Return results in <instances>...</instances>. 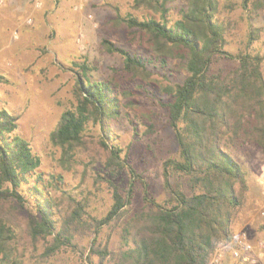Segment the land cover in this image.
<instances>
[{
	"label": "trees",
	"instance_id": "obj_1",
	"mask_svg": "<svg viewBox=\"0 0 264 264\" xmlns=\"http://www.w3.org/2000/svg\"><path fill=\"white\" fill-rule=\"evenodd\" d=\"M173 1L136 0L139 6L155 9L161 19L129 16L125 20L130 27L152 37L155 62L161 68L167 67L166 48L184 52L187 78L163 89L171 98L164 106L169 110L179 150L177 159L163 163L167 193L164 201L150 196L148 185L130 163V149L109 143L113 137L110 121L120 115L119 100L110 83L91 81L87 64L77 72L78 106L63 113L51 141L62 148L61 162L70 163L72 151L83 144L88 125L92 121L100 124L99 145L106 156L104 176L99 175L96 181L105 180L112 194V204L105 215L87 214L89 198L79 201L68 197L73 207L62 214L59 228L56 199L47 196L46 188L41 186V157L29 141L15 135L21 116L0 110V209L6 204L24 207L22 187L35 180L33 189L40 219L29 218L27 229L33 241L46 242L44 256H52L62 248L76 250L72 241L75 232L83 229L95 235L86 264H209L217 243L234 237V222L249 191L246 172L236 154L247 145L264 151V51L253 47L261 39L262 29L249 27L239 50L231 52L227 49L229 26L217 19L218 0H186L180 18L169 25L167 5ZM237 2L248 19L264 11V0ZM104 45L110 53L124 57L127 69L146 70L153 62L134 56L109 40H104ZM2 81L8 82L0 76ZM125 171L132 182L143 186L146 203L144 209L127 220L125 207L135 186L131 183L125 191L117 183ZM54 180L56 187L63 182L61 176ZM120 221L121 243L115 251L110 244L112 235L103 239L102 232ZM14 234L0 217L3 264H16L7 252Z\"/></svg>",
	"mask_w": 264,
	"mask_h": 264
},
{
	"label": "rangeland",
	"instance_id": "obj_2",
	"mask_svg": "<svg viewBox=\"0 0 264 264\" xmlns=\"http://www.w3.org/2000/svg\"><path fill=\"white\" fill-rule=\"evenodd\" d=\"M218 1L217 19L225 21L230 29L227 49L238 51L251 27L262 29V37L253 47L264 51V11L248 19L237 0ZM185 4L186 0H174L167 5L169 25L180 18ZM138 6L136 0H0V76L8 80L0 82V110L21 116L15 135L29 141L41 157L38 169L44 178L41 186L46 188L47 196L56 199L59 228L62 214L73 207L68 197L79 201L89 198L86 212L93 216L105 215L112 204L108 183L96 181L99 175L104 176L106 156L99 145L100 124L92 121L88 125L83 144L72 151L70 163L61 162L62 148L51 141L63 113L78 106L77 72L84 64L89 67L91 81L110 83L119 100L120 115L110 121L113 137L109 143L130 149V163L148 185L152 198L158 201L167 198L163 163L177 159L179 150L169 110L164 106L171 98L163 89L168 84L183 83L188 73L181 49L166 48L167 67L161 68L155 62L152 37L125 22L129 16L139 20L161 19V14L152 7ZM104 40L153 62L146 70L127 69L124 57L110 53ZM236 158L250 186L244 207L236 216L234 234L246 232L253 243L259 244L264 242V151L247 145ZM58 176L63 182L56 187L54 177ZM117 183L125 191L131 183L135 186L125 207L124 220H127L145 208L144 188L132 182L128 171ZM34 184L31 179L22 187L24 207L6 204L0 209V217L15 233L7 245L10 259L16 264H86V254L95 238L87 230L75 232L72 243L76 250L62 248L52 256H44L46 242H36L30 237L28 219H40ZM122 226L120 221L103 229V239L112 235V250L119 248ZM221 264L239 263L227 254Z\"/></svg>",
	"mask_w": 264,
	"mask_h": 264
},
{
	"label": "built area",
	"instance_id": "obj_3",
	"mask_svg": "<svg viewBox=\"0 0 264 264\" xmlns=\"http://www.w3.org/2000/svg\"><path fill=\"white\" fill-rule=\"evenodd\" d=\"M264 242L253 243L246 232H242L230 240H222L217 243L211 255L209 264H221L229 254L239 264H264L262 253Z\"/></svg>",
	"mask_w": 264,
	"mask_h": 264
},
{
	"label": "crops",
	"instance_id": "obj_4",
	"mask_svg": "<svg viewBox=\"0 0 264 264\" xmlns=\"http://www.w3.org/2000/svg\"><path fill=\"white\" fill-rule=\"evenodd\" d=\"M250 186V183H249ZM262 261H264V250H263V254H262Z\"/></svg>",
	"mask_w": 264,
	"mask_h": 264
}]
</instances>
